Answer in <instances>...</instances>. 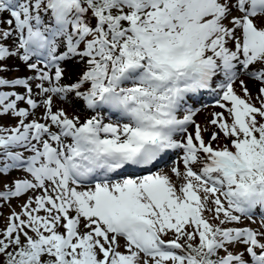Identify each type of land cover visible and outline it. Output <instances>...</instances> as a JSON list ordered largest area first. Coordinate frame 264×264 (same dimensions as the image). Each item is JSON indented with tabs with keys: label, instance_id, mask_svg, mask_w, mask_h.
<instances>
[{
	"label": "snow or ice",
	"instance_id": "1",
	"mask_svg": "<svg viewBox=\"0 0 264 264\" xmlns=\"http://www.w3.org/2000/svg\"><path fill=\"white\" fill-rule=\"evenodd\" d=\"M3 207L0 264H264V0H0Z\"/></svg>",
	"mask_w": 264,
	"mask_h": 264
},
{
	"label": "rangeland",
	"instance_id": "2",
	"mask_svg": "<svg viewBox=\"0 0 264 264\" xmlns=\"http://www.w3.org/2000/svg\"><path fill=\"white\" fill-rule=\"evenodd\" d=\"M251 87V85H250ZM213 103L214 101L213 100H206V101H202L201 105L199 107H202V105H207V107H202V111L198 114V116L196 117L197 121L200 122L201 124L204 123L205 121V118L209 116V114L213 111H219L218 108H215L213 107ZM69 112H71V108L68 109ZM20 203L19 201H13V204H12V207H16V205ZM17 211H19V208H16ZM0 212L3 213L2 216H0V227L3 226V224L5 223L6 221V217L9 215V208L8 207H3V208H0ZM256 219V223H252L250 221H244V225H241V226H251L253 228H256L259 226L260 224V221L259 219L255 218Z\"/></svg>",
	"mask_w": 264,
	"mask_h": 264
}]
</instances>
